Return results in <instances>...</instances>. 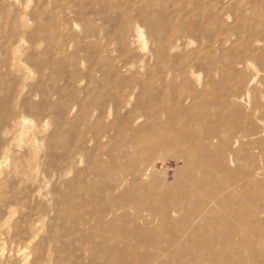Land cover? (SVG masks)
Wrapping results in <instances>:
<instances>
[{
	"label": "rangeland",
	"instance_id": "1",
	"mask_svg": "<svg viewBox=\"0 0 264 264\" xmlns=\"http://www.w3.org/2000/svg\"><path fill=\"white\" fill-rule=\"evenodd\" d=\"M191 115L228 143L261 128L227 146L239 157L264 149L250 143L264 134V0H0V264H93L100 243L95 264H180L169 247L189 238L159 233L156 217L130 222L147 238L120 221L84 239L107 191L125 188L101 174L111 160L134 156L148 125L177 133ZM194 149L139 152L166 187L196 175Z\"/></svg>",
	"mask_w": 264,
	"mask_h": 264
},
{
	"label": "bare ground",
	"instance_id": "2",
	"mask_svg": "<svg viewBox=\"0 0 264 264\" xmlns=\"http://www.w3.org/2000/svg\"><path fill=\"white\" fill-rule=\"evenodd\" d=\"M205 117L191 115L179 125L177 133L161 124L157 128L148 125L143 135L136 137L140 144L134 145V156L126 159L125 163L111 160L101 174L107 177L114 175L112 188H119L122 184L125 188L118 195L106 190V205L95 213V223L84 239L86 245H90L91 237L99 233L116 236V223L120 221H128L124 229L131 236L147 238L151 235L148 234V225L152 226L151 219L156 217L158 225L153 229L159 233L172 232L178 238H189L183 245L172 243L169 248L174 253L165 262L177 255L180 264H264V218L259 217L264 212V165L253 166L255 157L264 161V149L258 155L246 150L242 157L234 150L226 149L239 139L258 135L262 129L244 126L234 142L228 143L215 128H203L208 119V116ZM168 123L173 126L177 120L170 119ZM263 136L254 138L250 143L263 144ZM184 142L194 144L197 159L185 164L184 169L193 170L196 175L182 176L184 179L170 186L159 185L154 179L152 165L145 161L139 148ZM244 162L251 165L248 170L244 169ZM151 205L156 207V211L149 208ZM167 205L171 206L168 211L165 208ZM180 205L193 209L191 217L180 212ZM63 214L65 218L70 215L66 210ZM136 219H147L144 223L148 227L144 225L135 229L130 222ZM166 219L170 220V225H166ZM253 238L257 239V243L252 242ZM130 246L127 249L132 248ZM107 249L105 243L95 245L91 250L94 255L92 263L98 261L96 253ZM189 249H193L194 253L190 255ZM244 253L247 258L243 257ZM261 257L263 260H260ZM105 262L112 264V261Z\"/></svg>",
	"mask_w": 264,
	"mask_h": 264
}]
</instances>
